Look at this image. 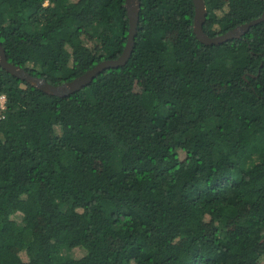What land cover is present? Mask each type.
I'll use <instances>...</instances> for the list:
<instances>
[{"label":"trees","instance_id":"trees-1","mask_svg":"<svg viewBox=\"0 0 264 264\" xmlns=\"http://www.w3.org/2000/svg\"><path fill=\"white\" fill-rule=\"evenodd\" d=\"M138 1L78 91L0 66V264H264V21L207 46L192 0ZM203 2L208 37L264 12ZM128 30L125 0H0L7 61L53 86Z\"/></svg>","mask_w":264,"mask_h":264},{"label":"water","instance_id":"water-1","mask_svg":"<svg viewBox=\"0 0 264 264\" xmlns=\"http://www.w3.org/2000/svg\"><path fill=\"white\" fill-rule=\"evenodd\" d=\"M194 5V24H193V32L197 38V40L207 46L211 45H220L228 40L233 38H238L245 32H247L251 27L256 26L260 22L264 21V12L260 18L254 19L242 26H239L231 31H228L225 34L208 37L202 30L204 21L206 19V7L204 5L203 0H192ZM125 7L127 11L128 17V39L124 50L121 55L115 60L104 61L91 70L87 71L85 74L75 78L73 81L53 86L46 83L43 79L38 77H33L30 74L26 73L23 69L16 67L10 64L5 56L4 50L0 45V66L12 76L30 84L33 87H36L40 91L55 95L59 97L67 96L70 93L78 91L84 87H86L102 70L107 68H117L125 64L128 60L133 44L134 37L136 34V27L138 21V10H139V1L138 0H125Z\"/></svg>","mask_w":264,"mask_h":264},{"label":"rangeland","instance_id":"rangeland-1","mask_svg":"<svg viewBox=\"0 0 264 264\" xmlns=\"http://www.w3.org/2000/svg\"><path fill=\"white\" fill-rule=\"evenodd\" d=\"M91 32L92 33H94L95 32V30H91ZM256 156H253V157H251L248 161H250L251 160V162L250 163H248V161L245 163V164H247V167L249 168L250 166H253L255 163H256ZM245 167H246V165H245ZM14 220L19 224L20 222H21V220H22V215H20L19 213H17V214H15V216H14ZM20 225H21V223H20Z\"/></svg>","mask_w":264,"mask_h":264},{"label":"built area","instance_id":"built-area-1","mask_svg":"<svg viewBox=\"0 0 264 264\" xmlns=\"http://www.w3.org/2000/svg\"><path fill=\"white\" fill-rule=\"evenodd\" d=\"M0 103L1 105L4 103V97H0Z\"/></svg>","mask_w":264,"mask_h":264}]
</instances>
